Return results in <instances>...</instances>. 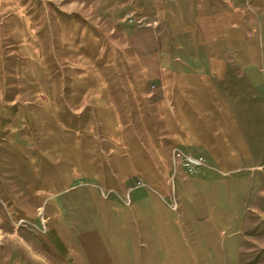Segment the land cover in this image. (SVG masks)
Masks as SVG:
<instances>
[{
	"label": "rangeland",
	"instance_id": "1",
	"mask_svg": "<svg viewBox=\"0 0 264 264\" xmlns=\"http://www.w3.org/2000/svg\"><path fill=\"white\" fill-rule=\"evenodd\" d=\"M0 264H264V0H0Z\"/></svg>",
	"mask_w": 264,
	"mask_h": 264
},
{
	"label": "built area",
	"instance_id": "2",
	"mask_svg": "<svg viewBox=\"0 0 264 264\" xmlns=\"http://www.w3.org/2000/svg\"><path fill=\"white\" fill-rule=\"evenodd\" d=\"M173 155L178 158L180 156V153L178 151H173ZM182 161L186 167H189V169L191 167L201 165V161L199 159L192 158L191 156H184Z\"/></svg>",
	"mask_w": 264,
	"mask_h": 264
}]
</instances>
